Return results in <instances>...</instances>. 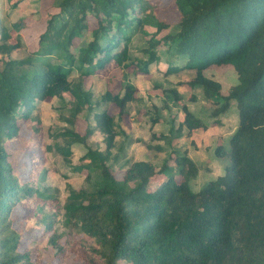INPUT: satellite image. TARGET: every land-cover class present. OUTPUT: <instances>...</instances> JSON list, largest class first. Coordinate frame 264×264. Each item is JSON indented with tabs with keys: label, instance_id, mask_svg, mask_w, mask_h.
I'll return each instance as SVG.
<instances>
[{
	"label": "trees",
	"instance_id": "16d2710c",
	"mask_svg": "<svg viewBox=\"0 0 264 264\" xmlns=\"http://www.w3.org/2000/svg\"><path fill=\"white\" fill-rule=\"evenodd\" d=\"M50 1L56 12L22 59L11 58L21 36L15 33L16 42L9 43L14 25L0 22V56L6 57L0 68V264H41L30 250H20L21 233L10 217L18 204L25 207L26 232L47 236L58 264L68 251L85 264H264V0H174L179 19L174 32L163 34L169 25L161 21L154 32L145 29L147 10L158 0ZM110 63L121 73L118 90L106 82L94 97L86 79L99 78ZM161 64L166 75L188 70L194 77L172 87L154 82L153 88L176 102L179 87L198 90L212 110L203 119L182 104L176 125L167 101L165 114L144 113L166 131L144 143L153 158L135 160L126 153L141 141L125 131L129 107L138 100L129 78ZM210 66L233 68L236 83L226 94L203 75ZM52 98L69 113L55 150L66 158L72 146L84 148L70 167L85 172L84 185L67 184L62 203L37 188L44 167L37 181L21 183L6 151L22 122L32 132L29 146L36 143L33 157L44 164L41 123L31 109ZM232 105L236 127L213 151L223 172L194 190L197 167L178 140L217 124ZM94 132L102 135V148L87 145ZM60 220L79 236L63 238L55 227Z\"/></svg>",
	"mask_w": 264,
	"mask_h": 264
},
{
	"label": "rangeland",
	"instance_id": "374dc122",
	"mask_svg": "<svg viewBox=\"0 0 264 264\" xmlns=\"http://www.w3.org/2000/svg\"><path fill=\"white\" fill-rule=\"evenodd\" d=\"M174 0H158L157 4L152 5L147 10V15L150 16L145 29L149 32L155 31V22L161 21L167 23L169 28L164 29L163 33L174 32L175 25L179 19V14L176 11ZM56 12V8L50 0H0V22L5 27L14 25L12 38L8 40L13 44L16 42L15 33L21 36V47L11 54V58L22 59L29 51L35 50L37 35L44 29L45 21L49 15ZM153 20H152V19ZM161 35V33H160ZM88 40V34L85 35V41ZM6 57L0 56V68L3 60ZM149 74L132 75L129 80L136 86L138 100L135 104L129 107L130 117L125 121V131L128 130L131 135L144 143H148L151 139V134L162 135L166 131V127L162 123L151 125V122L144 118V113L157 112V109L162 111L163 102L167 101L170 104L171 115L175 124L182 120L181 105H186L195 114H200L203 119H208V113L212 110L204 101L203 96L198 90H189L186 87H179L181 100L176 102L169 100L163 96L161 88H153V83L157 82L161 87H172L177 82H185L187 79L194 77V74L188 70L176 74H164L165 65L161 64L156 67L152 65ZM76 72L72 73V77H76ZM93 78L86 79V85L92 83L91 92L94 97H99L104 90L105 83L110 84L111 89L118 90L117 85L120 82V71L110 63L104 69L97 72ZM203 75L221 86V91L226 94L231 86L236 83V74L230 66H210L203 71ZM101 78V80H100ZM194 97V100L191 97ZM147 108V109H146ZM139 109V114L136 111ZM114 111L111 108V113ZM68 111L63 108V103L56 98L48 99L44 102L36 101L31 109V117L38 119L41 123L40 137L42 138V148L45 154L43 159L34 158V148L36 143L29 146L32 132L24 123L20 122V135L16 141L6 144V151L9 154V162L12 172L16 175L21 183H30L34 176L39 175L37 172L39 167H44V179L38 181L37 188L40 191H46L48 194L55 195L62 203L66 196V185L69 184L74 189H79L84 185L85 172L71 171L70 167L78 163V159L83 155V149L79 146H72L70 155L64 158L55 150L53 144L59 143L60 139L56 138L57 133L65 127L64 117H68ZM164 114V112H163ZM162 114V115H163ZM208 121V120H206ZM208 130H195L190 139H182L178 142L183 143L188 151L189 156L197 167V179L192 184L194 190H198L200 186L207 180L215 178L221 174L224 165L219 161L213 153V150L226 142L228 136L232 133L237 124V115L234 105L219 119L218 124H211ZM79 130L83 131L84 123L78 122ZM163 141V139H161ZM164 141H166L164 139ZM163 141V142H164ZM155 141H152L154 143ZM87 145L91 147H103L102 135L94 132L87 140ZM50 147V150H48ZM133 156L135 159L145 157L153 158L152 154L147 151L143 144H134L132 146ZM33 158V159H32ZM154 162L160 160L153 159ZM68 161V162H67ZM41 165V166H40ZM111 169L120 178L121 174L116 171L115 166ZM37 181L35 178L34 181ZM25 207L21 204L16 205L11 211V219H13V228L21 233L20 250L28 249L31 251V260H38L41 264H58L57 260L52 258L53 251L48 243L47 236L41 234L37 229H33L31 233L26 232L25 227ZM56 229L63 238H77L79 232L73 227H64L63 221L60 220L56 224ZM62 264H85L77 258L72 252L68 251Z\"/></svg>",
	"mask_w": 264,
	"mask_h": 264
},
{
	"label": "crops",
	"instance_id": "0c3cea01",
	"mask_svg": "<svg viewBox=\"0 0 264 264\" xmlns=\"http://www.w3.org/2000/svg\"><path fill=\"white\" fill-rule=\"evenodd\" d=\"M194 113V112H193ZM164 114H165V112H164ZM195 114V113H194ZM195 115H198V114H195ZM183 118V117H182ZM180 121H182V120H180ZM180 121H178V123L180 122ZM218 125H219V121H218V123H217ZM157 125V124H156ZM176 125V124H175ZM209 127H210V125L208 126V128L206 129V130H208L209 129ZM206 130H203V131H206ZM127 132V134L128 135H130L132 138H135L133 135H131V133H129L128 132V130L126 131ZM193 134V133H192ZM192 134H191V136H192ZM159 135V134H158ZM163 135V134H162ZM191 136L190 137H183V138H180L179 140H182V139H190L191 138ZM178 140V141H179ZM139 143H141V144H143V146L145 147V144H144V142H142V141H139V142H137V144H139ZM134 144H136V142L135 143H133V144H131L129 147H127V156H133V152L134 151H131L133 148H132V146L134 145ZM225 144V143H224ZM224 144H222V145H224ZM177 145H181L182 147H184L186 150H187V155H188V157L190 158V156H189V151H188V149H187V147L183 144V143H180V142H178V144ZM146 148V147H145ZM147 149V148H146ZM147 151L148 152H150L148 149H147ZM214 151V150H213ZM151 153V152H150ZM158 155L159 156H163L164 154L163 153H158ZM215 156V155H214ZM133 158H134V156H133ZM141 158H144V157H141ZM141 158H138V159H141ZM135 159V158H134ZM138 159H135V160H138ZM191 159V158H190ZM192 160V159H191ZM193 161V160H192ZM220 161V160H219ZM196 166V165H195ZM219 175V174H218ZM217 175V176H218Z\"/></svg>",
	"mask_w": 264,
	"mask_h": 264
}]
</instances>
